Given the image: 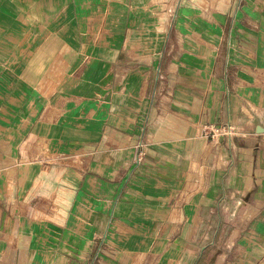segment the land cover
Masks as SVG:
<instances>
[{
    "label": "crops",
    "instance_id": "crops-1",
    "mask_svg": "<svg viewBox=\"0 0 264 264\" xmlns=\"http://www.w3.org/2000/svg\"><path fill=\"white\" fill-rule=\"evenodd\" d=\"M0 264H264V0H0Z\"/></svg>",
    "mask_w": 264,
    "mask_h": 264
},
{
    "label": "rangeland",
    "instance_id": "rangeland-1",
    "mask_svg": "<svg viewBox=\"0 0 264 264\" xmlns=\"http://www.w3.org/2000/svg\"><path fill=\"white\" fill-rule=\"evenodd\" d=\"M221 127H219V128H215V129H213V130H209V129H205V130H207L206 132H204L205 134H204V136L207 134V133H211V135H213L214 134V130L215 131H217V130H219ZM221 129H223V128H221ZM204 130V131H205ZM218 133H222V132H218ZM211 135L209 136V139H211ZM153 145V142H150L149 143V145H147L146 143L145 144H141V143H139V142H131V143H127V145H126V148H125V150L126 151H128L129 153L131 152V155H133L132 156V158H131V160H132V166L134 167V166H137L138 167V165H140L141 163H143V161H144V157H146V149H150L151 148V146ZM142 157V158H141ZM132 167V168H133Z\"/></svg>",
    "mask_w": 264,
    "mask_h": 264
},
{
    "label": "built area",
    "instance_id": "built-area-1",
    "mask_svg": "<svg viewBox=\"0 0 264 264\" xmlns=\"http://www.w3.org/2000/svg\"><path fill=\"white\" fill-rule=\"evenodd\" d=\"M221 128H223V129H221ZM221 128L217 131H214V134L211 136L212 140H214L216 138H220V137H227V136L230 139H232L237 134L235 127L232 125H225V126H222ZM218 132H222V133L220 134Z\"/></svg>",
    "mask_w": 264,
    "mask_h": 264
}]
</instances>
